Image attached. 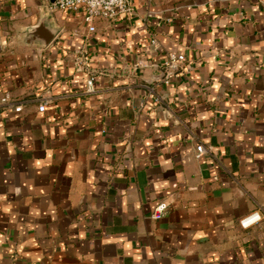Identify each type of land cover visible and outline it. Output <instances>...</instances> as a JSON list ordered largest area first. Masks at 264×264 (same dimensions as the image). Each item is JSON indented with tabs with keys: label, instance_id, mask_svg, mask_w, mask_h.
Returning a JSON list of instances; mask_svg holds the SVG:
<instances>
[{
	"label": "crops",
	"instance_id": "0c3cea01",
	"mask_svg": "<svg viewBox=\"0 0 264 264\" xmlns=\"http://www.w3.org/2000/svg\"><path fill=\"white\" fill-rule=\"evenodd\" d=\"M53 1L0 0V264H264V0Z\"/></svg>",
	"mask_w": 264,
	"mask_h": 264
},
{
	"label": "built area",
	"instance_id": "2783aa9c",
	"mask_svg": "<svg viewBox=\"0 0 264 264\" xmlns=\"http://www.w3.org/2000/svg\"><path fill=\"white\" fill-rule=\"evenodd\" d=\"M53 5L55 8L62 11H70L73 13H80L83 21L87 26V30L91 33L95 30L94 21L96 19H114L120 14L129 15L132 12L129 0H54ZM151 44L156 47L157 41L152 38ZM184 61V55L179 52H167L164 61L161 63V69L164 77L170 78L181 67ZM154 64L146 58H140L136 61L137 67H152ZM91 84V81H88ZM9 97L5 95L1 98V104L8 103ZM15 111H20L21 106L13 107ZM45 109V103L38 106L39 111ZM1 116V112H0ZM195 157L199 158L203 154V146L196 145ZM168 203L160 201L154 208L151 215L153 219H159L167 211ZM261 220V215L258 210L247 213L242 216L238 223L242 228H248L258 223Z\"/></svg>",
	"mask_w": 264,
	"mask_h": 264
},
{
	"label": "water",
	"instance_id": "95a60500",
	"mask_svg": "<svg viewBox=\"0 0 264 264\" xmlns=\"http://www.w3.org/2000/svg\"><path fill=\"white\" fill-rule=\"evenodd\" d=\"M41 28H42V25H39V26L34 27V28L32 29V31H33V32H34V31H38V30H40ZM53 37H54V31H52V30H48V31H47V34L44 36L45 40H43L42 44H43V45L48 44V43L51 41V39H52ZM161 74H162L161 76L164 75L163 73H161Z\"/></svg>",
	"mask_w": 264,
	"mask_h": 264
}]
</instances>
